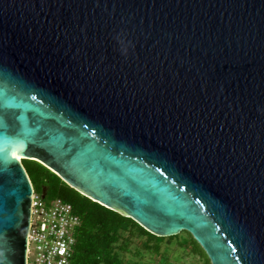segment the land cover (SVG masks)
I'll return each mask as SVG.
<instances>
[{
  "label": "water",
  "instance_id": "95a60500",
  "mask_svg": "<svg viewBox=\"0 0 264 264\" xmlns=\"http://www.w3.org/2000/svg\"><path fill=\"white\" fill-rule=\"evenodd\" d=\"M22 160L264 264V0H0V264H27Z\"/></svg>",
  "mask_w": 264,
  "mask_h": 264
},
{
  "label": "trees",
  "instance_id": "16d2710c",
  "mask_svg": "<svg viewBox=\"0 0 264 264\" xmlns=\"http://www.w3.org/2000/svg\"><path fill=\"white\" fill-rule=\"evenodd\" d=\"M22 164L33 189L37 188L40 195L44 190V199L48 202L60 198L70 203L80 218L69 264H146L127 261V255L143 261L141 256L146 252H152L154 257L163 254L167 264H195L193 261L187 263L190 257H196L201 264H210L203 249L188 232L170 237L154 236L130 218L79 194L40 163L22 160ZM171 258L172 263L169 262Z\"/></svg>",
  "mask_w": 264,
  "mask_h": 264
},
{
  "label": "built area",
  "instance_id": "2783aa9c",
  "mask_svg": "<svg viewBox=\"0 0 264 264\" xmlns=\"http://www.w3.org/2000/svg\"><path fill=\"white\" fill-rule=\"evenodd\" d=\"M80 218L60 198L48 202L34 189L27 234V264H69Z\"/></svg>",
  "mask_w": 264,
  "mask_h": 264
},
{
  "label": "rangeland",
  "instance_id": "374dc122",
  "mask_svg": "<svg viewBox=\"0 0 264 264\" xmlns=\"http://www.w3.org/2000/svg\"><path fill=\"white\" fill-rule=\"evenodd\" d=\"M34 190H35V193H38V189L37 188H35ZM154 256L155 255H152V252H150V253L146 252V254H142V256H141L142 259H143V261H142L140 259L135 260L134 256H132V255H127V261L129 263L135 262V261H141V263H146V264H167V260L163 256V254L160 257H154ZM191 261L195 262V264H201L200 261L197 260L196 257H194V258H191V257L188 258L187 263H189ZM169 262L172 263V258H171V260Z\"/></svg>",
  "mask_w": 264,
  "mask_h": 264
},
{
  "label": "bare ground",
  "instance_id": "6f19581e",
  "mask_svg": "<svg viewBox=\"0 0 264 264\" xmlns=\"http://www.w3.org/2000/svg\"><path fill=\"white\" fill-rule=\"evenodd\" d=\"M17 158H18L19 160H21V159H22V157H21V156H17Z\"/></svg>",
  "mask_w": 264,
  "mask_h": 264
}]
</instances>
